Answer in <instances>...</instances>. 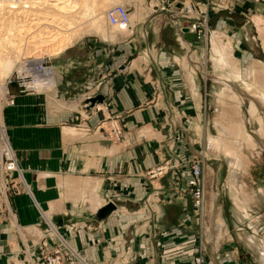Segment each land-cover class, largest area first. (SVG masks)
<instances>
[{
	"label": "crops",
	"instance_id": "crops-1",
	"mask_svg": "<svg viewBox=\"0 0 264 264\" xmlns=\"http://www.w3.org/2000/svg\"><path fill=\"white\" fill-rule=\"evenodd\" d=\"M145 1L139 0L140 15L135 17V10H130V17L136 20H131L129 29L112 38L102 37L109 44H98L95 56L102 55L105 61L97 60L95 66L91 50L80 57L71 46L60 55L62 63L53 66L55 82L102 85L108 113L121 115L120 140L95 129L102 112L89 115L90 109L83 111L84 117L89 116L83 122L90 125L89 131L68 125L74 111L62 113L60 103L48 93L15 94L14 103L6 106L3 124L11 148L18 154L16 171L25 190L20 183L17 193L0 188V264H42L38 243L45 239L53 244L56 238L78 252V264H195L196 218L190 194L173 192L179 176L173 171L156 179H148L145 172L166 159L178 164L185 157L196 158L201 147L196 141L203 88L197 83L201 81L196 70L202 65L196 58L200 47L184 32L189 19L170 12L143 16ZM186 1L196 6L195 0ZM202 8L217 25L208 40L210 58L223 71L212 65L214 69L206 75L219 85L216 89L225 86L214 95L222 107L218 109L222 130L230 118L227 112L240 111V101L229 88L232 81L257 95L249 85L255 81H243L259 71L264 73L257 63L250 69L241 68L232 50L234 46L239 49V38L244 49L250 43L247 36L261 40L259 30L264 33V29L262 23L257 28L253 14L235 10L241 16L237 19L235 14L225 16L224 11L232 9L209 3ZM226 17L232 19V30H224L226 22L219 21H228ZM249 23L252 30L240 29ZM256 46L264 51L261 41ZM182 169L184 178L188 167ZM7 181L1 176L0 186L5 187ZM108 202L116 208L103 219L97 217ZM239 210L247 213L242 206ZM210 224L205 228L210 234L205 237L202 264H242L231 248L221 250L223 240H217L214 224ZM223 228L226 235L225 222Z\"/></svg>",
	"mask_w": 264,
	"mask_h": 264
},
{
	"label": "rangeland",
	"instance_id": "rangeland-1",
	"mask_svg": "<svg viewBox=\"0 0 264 264\" xmlns=\"http://www.w3.org/2000/svg\"><path fill=\"white\" fill-rule=\"evenodd\" d=\"M134 1L135 0H34V2H37L35 4L32 3L35 7V13H43L42 15L46 14L47 16H49L54 26L42 23V21H44L42 17H40V20L42 21L39 20L40 22H38V24L30 21V17H33V11L31 13L28 11L30 13L29 15L25 14L26 11L30 9L29 7L10 8L15 9L14 12L10 13L4 12V9L0 7V13H2L0 14V39L7 37V41L9 39V42H15L14 44H12V47H6L7 43L5 44V42H3V44L0 40V49H4V53H6L7 51H14L16 50V48H18L21 51V58L19 59L18 64L20 62L26 63L25 68H29L28 66L30 64H33L31 63V61H34V58H36L38 55L41 56L43 57L39 59L41 63H37L35 65V68L34 66L32 68L38 69L39 65H42V63H44V66L52 67V69L54 70V76L55 69L53 68V66L57 65V63H62L63 60L60 59V55L62 56V54H64V52L71 46L74 47L73 49H76V51H78L80 57L83 52L91 50L95 57V60L92 62V64H95L96 66L98 63L97 60H106V58H104V56L102 55H98V57L95 56L96 50L99 49V47H97L98 44H100L101 46L104 45L105 47H107V44H109L107 43L109 41H103L106 39H103L102 37L112 38L115 35L120 34V32H122L123 30H126H118L117 28L109 26L106 22L104 11L113 4L119 2L125 3L128 6L130 5V10H132V8L134 7ZM174 1L175 0H146L145 4H143L144 7L145 5L147 6V9L144 11L143 16H155L162 14L163 12H170L174 13L175 15L178 14V16L186 18L185 20H190L188 24L184 23L186 27L185 29L191 31L194 30L196 32L197 44L195 45L197 47H200V49L196 52V58L202 60L201 68L197 67L196 69L198 72L197 75H199L198 80L201 81L197 83H201V86L203 87L201 90V117L199 118V121L196 122V141L198 142L197 145L200 144L201 147L196 153V158L190 159L185 157L183 159H180V162L178 164H176L173 160L166 159L146 170L145 175L148 179H156L171 171L175 172V175L179 174V176H177V179L174 181L173 192L180 196H182L183 194H190L191 211L196 218V246L198 247V251L196 252H199L200 250L202 258H204V252L206 249L205 237L209 238L208 234H210L209 232H206L207 226L209 227L211 225L210 221L214 224L211 227L215 229V234L217 233L216 228H218L216 224H218L219 222L223 224L225 222L228 225L229 229L227 230L226 235H224L223 232V237L221 238V241L223 240V242L220 245L221 250L224 249L222 248L224 246L225 248H231V250L235 252L240 263L242 264H260L258 250L255 247L254 243H256V245L258 243H262L260 240L264 237V103L259 98L264 95V73H260V69L258 67V70L256 71H259V73H257V75L254 74L250 77H246L244 78L245 81H243L247 82L249 78L254 80L255 82H249V85L250 87H252V90L257 93V95L248 93L245 88H242L240 86V82L236 83L232 81L234 85H230L229 88L237 95L240 101V111H228L227 113L229 114L230 118L225 121V127L221 130L220 126L222 125V121L219 118L220 115L218 109L221 110L222 107L219 102H216L214 95L215 91L218 92L220 89H224L225 86H221V88L216 89V87L219 85L214 84L213 80L208 79L206 75L209 71H212L214 69H212V65L217 70H220L221 72L223 71L220 66H217V64L214 65L210 58V43L208 40L211 35H209V33L210 31H214L217 25L215 23V19L208 20V10H206V8L204 10V8L202 7L209 3V6L211 7L221 6L222 8L233 10L230 13H228V10H225V16H230L228 14L234 15L235 10L239 12H246L249 16L250 14H253L254 17L252 18L257 28L258 23H262L264 29V21L260 17L261 15L264 17V0H195L196 6L191 1L187 2L185 0L186 2H177L179 5H175ZM0 2L3 5H5V3L6 5H12L13 2L17 3L19 1L0 0ZM53 2H55L58 7L63 5L65 6L62 12L54 10L52 9V7H50L51 5H53ZM65 2H67V5L64 4ZM181 6L182 10L179 9ZM40 7L43 8L41 9ZM184 7L185 9H192L193 14L183 15L182 13L185 12H183ZM45 11H48L49 13ZM66 15L69 17L67 18ZM235 17H237L238 19L241 16L236 15ZM17 19H19V21ZM130 19L133 21L136 20L135 17H130ZM227 19L229 22L227 20L219 21L226 22L224 30L227 27H230L232 30V26H229L232 22V19ZM259 19L261 20V22H259ZM205 21H207V28L204 24ZM12 22H14V25L10 26L9 24H12ZM18 24H24V27L18 28ZM7 25L9 26V29ZM191 25H195L196 28L192 30L191 28L193 27ZM91 26H97V28L95 29L97 32L95 30H90L92 29ZM251 26H253V24L249 23L247 24V26H244L240 29H242L243 31L252 30ZM60 28H62L63 30ZM87 28L89 30H87ZM7 31L8 33H10V35H6ZM33 31L37 32L35 33L37 36H33L35 35L32 34ZM59 31L61 34L59 33ZM26 34L28 36H26ZM74 34H77L78 37L76 36L75 39L71 41L72 43H70L69 45H66L65 42L64 45L66 46L64 47V50H62L58 55H54L52 52V54L48 53L47 55H41L38 53L39 49L37 48H39V46H43L44 44H51L50 42L54 37H59L55 42L56 44H58L66 39L71 40V38H73L72 35L75 36ZM259 35V38L261 40H259L258 38L253 39L252 36H247V39H249L250 43L248 42V47L245 44L244 45L245 49L248 50L249 53L240 43L242 50L248 56H244L246 58L245 63L243 62L241 56L242 51L240 53L239 49L234 46L232 50V57L237 59L238 63H240L241 65V68L248 67L250 69V67H252V64H255L257 62L264 63V51L260 52L256 46L257 44L259 45V41H261V44L264 47V33H260L259 30ZM25 39L27 40V42ZM229 40L230 42H232L233 38H229ZM223 41H226V39H224ZM234 41H236V38ZM86 44L88 45L86 46ZM50 46L48 47L49 50ZM34 48H36L37 50H35ZM24 50L26 52H24ZM256 71H252V73ZM47 77H45L46 82L49 81V78ZM0 83V123L2 126L0 127V154H2V139L6 140L7 143H9V140L7 138V130L3 124V115L5 108L6 106L12 105L8 103L11 99L14 103L15 94L30 92L26 91L24 87L19 84V82H17L15 71H13L12 74L4 80V87H1L2 82ZM45 88H40L38 92L53 95L54 101L56 100L58 101V103H60L57 106L62 107V113H65L67 111L69 112L70 109H72L71 111H74L73 114L75 116L78 111V117L74 118L73 116L72 120L69 119L67 121L68 125L75 126L79 129L83 128L85 130H88V128H90V125H86L83 122L88 121L89 116L84 117L82 114L85 109H90L89 115H93L98 112H102L104 114L103 117L95 123V129H102V131L105 132L106 136L110 139L120 140L123 137L121 115H112V113H108V105H106L105 103L107 94L103 93V87L99 84V82H84V84L76 86H73L68 82H55V85H53L52 88H50L49 86L48 88ZM248 90H250V88H248ZM56 93L58 97L55 95ZM98 95L102 96V100H96L95 103L92 104L90 99L96 98ZM99 105L100 109L98 108ZM226 106V108H229V103H226ZM250 106H252V109H249ZM217 124L219 128L216 127ZM198 127L201 128L200 131ZM2 128L5 131L4 138H2L1 133ZM197 131H199L200 134ZM12 152L14 153V158L17 160L15 161L18 163L19 160L17 152L15 150H12ZM238 159L239 164L237 165L236 161ZM12 160L13 159L5 160L3 164L4 168L7 165V162L13 163L14 161ZM193 161L199 164L202 171L204 199H202L203 202L201 205H198L197 198L194 197L195 191L193 190V188H188L186 185V182L190 176L189 169L191 168V164ZM186 167H188V169H184ZM180 168H183L184 171L188 172V174L184 178H182L180 174ZM6 173V175L0 173V177L5 175L8 179L7 184L4 183L5 187L0 186L2 190H4L5 192L9 191L11 193H17L20 190V186H23V190H25L19 174L15 169H8ZM19 183L21 184L20 186ZM241 206L244 208V210H246V214L245 211L241 212L239 210ZM213 207L215 208V210L213 209ZM9 218H14V215L11 213V211H9ZM246 218L249 219L247 220ZM204 233L206 234V236H204ZM250 237H253L255 241L254 243H250ZM38 247L42 264H49V259H54L57 257L61 261L60 264H78V262H80L78 252L74 250V248L68 245H64L59 241L58 238L54 240L53 244H50L45 239H42L38 243ZM71 249H73L75 253H73Z\"/></svg>",
	"mask_w": 264,
	"mask_h": 264
},
{
	"label": "bare ground",
	"instance_id": "bare-ground-1",
	"mask_svg": "<svg viewBox=\"0 0 264 264\" xmlns=\"http://www.w3.org/2000/svg\"><path fill=\"white\" fill-rule=\"evenodd\" d=\"M15 1V0H14ZM17 1H19V2H17V3H14L13 2V4L12 5H6V3H5V5H3V4H1V2H0V7L2 8V9H4V12H14L15 11V9H10V8H24V7H29L30 9H28L27 11H26V13L25 14H30L32 11H33V17H30V21H33L34 23H37L38 24V22H40V21H42V20H40V17H42V19H44V21H42V23H46V24H49L50 26H52L53 24H52V20H51V18L49 17V16H47L46 14H44V15H42L43 13H40V14H37V12L35 13V7H34V4L35 3H37V2H34V0L32 1V0H26V1H21V0H17ZM39 1V0H38ZM68 1V0H67ZM73 1V0H72ZM3 2V1H2ZM44 2V1H43ZM12 3V2H11ZM32 3H34V4H32ZM40 3V2H39ZM42 3V2H41ZM48 3V2H47ZM51 3V2H50ZM60 3V2H59ZM67 2H65L64 4H66ZM132 3V2H131ZM10 4V3H9ZM53 5H51L50 7H52V9H54V10H57V11H59V12H62V10L65 8V6L63 5V6H60V7H58L57 6V4H55V2H53L52 3ZM116 4H122V5H124L128 10H129V18H130V5L128 6L127 4H125V3H122V2H119V3H115V4H113L112 6H110L109 8H108V10L110 9V8H112L113 6H115ZM39 5V4H38ZM43 5H44V3H43ZM67 5V4H66ZM71 5V4H70ZM68 6H69V4H68ZM67 6V7H68ZM37 7V6H36ZM47 7V6H46ZM49 7V6H48ZM71 7V6H70ZM6 8V9H5ZM41 9L43 8V7H40ZM45 8V7H44ZM8 9V10H7ZM49 9V8H48ZM66 9H68V8H66ZM70 9V8H69ZM133 9L135 10L134 11V15H135V17L137 16V14H140V9H141V7H140V4H139V0H135L134 1V7H133ZM190 9V8H189ZM25 10V9H24ZM37 10V9H36ZM40 10V9H39ZM45 10H47V9H45ZM30 13H29V12ZM38 11V10H37ZM41 11V10H40ZM43 11V10H42ZM50 11V10H49ZM52 11V10H51ZM56 11V12H57ZM66 11V10H65ZM64 11V12H65ZM69 11V10H68ZM107 10H105L104 11V15H105V19H106V22H107V24L109 25V26H111V27H113V28H117L118 30L119 29H129V27H130V23H131V19H130V22H129V25H127V26H121V24H114V25H111L110 24V22H109V19H108V15H107V12H106ZM25 12V11H24ZM45 12H48V11H45ZM71 12V11H70ZM190 12H192L193 13V11H192V9L190 10ZM18 13V12H17ZM16 13V14H17ZM35 13V14H34ZM49 13V12H48ZM0 14H2V13H0ZM13 14V13H12ZM51 14V13H50ZM58 14V13H57ZM56 14V15H57ZM66 14H67V12H66ZM10 15V14H9ZM35 15V16H34ZM59 15H60V13H59ZM65 15V14H64ZM1 16V15H0ZM8 16V15H7ZM7 16H5V17H7ZM15 16V15H14ZM22 16V15H21ZM20 16V17H21ZM31 16H32V14H31ZM10 17V16H9ZM16 17V16H15ZM66 17L68 18L69 16H67L66 15ZM65 17V18H66ZM29 18V17H28ZM58 18V17H57ZM56 18V19H57ZM18 21H19V19H17ZM40 20V21H39ZM74 21V20H73ZM72 22V21H71ZM33 23V24H34ZM16 24V23H15ZM21 24V23H20ZM36 24V25H37ZM39 24H41V23H39ZM205 27L207 28V21H205ZM220 24H223V23H220ZM10 26H12V25H14V22H12V24L10 23L9 24ZM35 25V24H34ZM48 25V26H49ZM60 25V24H59ZM8 26V25H7ZM16 26V25H15ZM33 26V25H32ZM38 26V25H37ZM47 26V25H46ZM54 26V25H53ZM192 26V25H191ZM20 27H24V24L23 25H19L18 24V28H20ZM42 27V26H41ZM45 27V26H44ZM56 27V26H55ZM62 27V26H61ZM94 27V28H93ZM10 28H12V27H10ZM34 28V27H33ZM43 28V27H42ZM91 28L92 29H90V30H95L96 28H97V26H91ZM8 29H9V26H8ZM7 29V30H8ZM17 29V28H16ZM22 29H24V28H22ZM21 29V30H22ZM60 29H62V28H60ZM116 29V30H117ZM13 30V29H12ZM20 30V29H19ZM26 30V29H25ZM36 30V29H35ZM63 30V29H62ZM65 30V29H64ZM67 30H68V28H67ZM87 30H89L88 28H87ZM14 31V30H13ZM24 31V30H23ZM58 31V30H57ZM56 31V32H57ZM69 31H70V29H69ZM96 31V30H95ZM208 31V30H207ZM81 32H84V31H81ZM86 32V31H85ZM91 32V31H90ZM97 32V31H96ZM194 34H195V36H196V32L195 31H192ZM12 33V32H11ZM31 33V32H30ZM30 33H28V34H30ZM35 33H37L36 31L34 32H32V34H35ZM59 33H60V31H59ZM88 33V32H87ZM7 34H9L10 35V33H8V31L6 32V35ZM15 34V33H14ZM61 34V33H60ZM73 34V33H72ZM75 35V34H74ZM209 35H211V31H210V33H209ZM13 36V35H12ZM16 36V35H15ZM18 36V35H17ZM26 36H28L27 34H26ZM33 36H37L36 34L35 35H33ZM60 36V35H59ZM77 36V34L75 35V36H73L72 35V37L73 38H71V40L70 39H66V40H64V41H62V42H60V43H58V44H56L55 42L57 41V38H59L58 36H57V38H49V39H52L51 40V44H44L43 46H39V48H37V49H39V51H38V53L39 54H44V55H47L48 53H53L54 55H58L62 50H64V47L66 46V45H69L70 43H72L71 41L72 40H74L75 39V37ZM0 37H1V35H0ZM9 37V36H8ZM78 37V36H77ZM12 38V37H11ZM18 38V37H17ZM208 38V37H207ZM7 39V37H4V38H1L0 40H1V42L3 43V42H5V44L7 43V45H6V47H12L13 45L12 44H14L15 42H9V39H8V41L6 40ZM24 39V38H23ZM48 39V40H49ZM65 39V38H64ZM26 40V39H25ZM7 41V42H6ZM17 41V40H16ZM22 41V40H21ZM43 41V40H42ZM50 41V40H49ZM190 41H192L194 44H196L197 42H196V38H194L193 40H190ZM0 42V43H1ZM23 42H24V40H23ZM26 42H27V40H26ZM25 42V43H26ZM66 42V45H64V43ZM4 44V43H3ZM23 44V43H22ZM56 44V45H55ZM20 45V44H19ZM51 45V46H50ZM15 46V45H14ZM47 46V47H46ZM50 46V50H49V47ZM3 47V46H2ZM17 47H19V46H17ZM26 47V46H25ZM24 47V48H25ZM239 50H240V52L242 51V54H243V56H245V57H248L245 53H244V51L241 49V46H240V38H239ZM53 48V49H52ZM8 49H10V48H8ZM35 50H37L36 48H34ZM6 51V50H5ZM47 51V52H46ZM20 50L18 49V48H16V50H12V51H7L6 53H4V49L3 50H1L0 49V82H2V85H1V87H4L3 86V84H4V80L7 78V77H9L11 74H12V72L13 71H15V74H22V75H24V74H27V68H25V65H26V63H19L18 64V62H19V59L21 58V56H20ZM24 52H26L25 50H24ZM51 53V54H52ZM41 58H43V57H41V56H37L36 58H34L33 60L34 61H31V63H33V64H37V63H41V61L39 60V59H41ZM261 63V64H260ZM260 63H258L257 62V64H258V66L260 67V68H262L263 70H264V63H262V62H260ZM28 64V63H27ZM41 65V64H40ZM34 68H35V66H34ZM34 68H32L31 70H29V73H31V75H32V77L34 78V79H36V82H34V88H35V92H30V93H39L38 91L40 90V88H48V86L50 87V88H52L53 87V85H55V76H54V70L52 69V67H50V68H44V67H40L39 66V68L38 69H34ZM26 72V73H25ZM264 72V71H263ZM48 76V77H47ZM45 77H47V78H49V81H45L46 80V78ZM43 81H45V82H43ZM1 84V83H0ZM45 88V89H46ZM49 88V89H50ZM3 89V88H2ZM229 90V89H228ZM227 90V91H228ZM231 93V92H230ZM229 94V93H228ZM234 98H235V95H232ZM237 97V96H236ZM261 98V100L263 101V103H264V95L263 96H261L260 97ZM228 100V99H227ZM231 101V100H230ZM261 101V102H262ZM249 109H252V106H250V108ZM249 111H251V110H249ZM252 112H253V110H252ZM251 112V113H252ZM255 113V112H254ZM0 127H2L1 126V123H0ZM232 130V129H231ZM1 133H2V138H4V134H5V131L3 130V128L1 129ZM263 134H264V132H263ZM2 144H3V147H2V151L1 152H3L4 151V153H3V155H4V158L6 159V160H8V159H13L14 160V162H16L17 160L14 158V153L12 152V148H11V146H10V144L9 143H7V141L6 140H3L2 139ZM1 144V143H0ZM16 160V161H15ZM236 164L238 165L239 164V159L236 161ZM11 168L12 169H15V170H17V168H18V166H17V162L16 163H14V164H12V166H11ZM235 170V169H234ZM239 206V205H238ZM218 219V218H217ZM217 226H218V228H217V233H216V236L217 237H219L218 238V241H220L221 240V238L223 237V232H224V228H223V224L221 223V222H219L218 224H216ZM220 239V240H219ZM249 239H251L250 240V243H254L255 241H254V239H253V237H250ZM258 241V240H257ZM262 243H258L257 245H256V243H254V245H255V247L257 248V250H258V256H259V260L261 261V264H264V239L262 238L261 240H260ZM251 245V244H250ZM71 251L74 253V251L71 249Z\"/></svg>",
	"mask_w": 264,
	"mask_h": 264
},
{
	"label": "built area",
	"instance_id": "built-area-1",
	"mask_svg": "<svg viewBox=\"0 0 264 264\" xmlns=\"http://www.w3.org/2000/svg\"><path fill=\"white\" fill-rule=\"evenodd\" d=\"M181 8H182V6L179 9H181ZM106 12H107L108 19H109V22L111 25H114L117 23L121 24V26L129 25V22H130L129 10L124 5L116 4L115 6L110 8L109 10L107 9ZM183 12H184V13H182L183 15L184 14H187V15L193 14L192 12H190V10L188 8L185 9V7L183 8ZM192 27H193V28H191L192 30L196 28L195 25H192ZM43 64L44 63H42V65H39V66L44 67V68H46V67L50 68L48 66H44ZM33 66H35V64H30L28 66L29 68H27V71H26L27 74H24V75L16 74L17 82H19V84H21L24 87V89L28 92H35V88H34L33 84H34V82H36V79H34L32 77L31 73H29V70H31ZM8 103L13 104V100L11 99ZM3 153H4V151H3ZM3 153L0 154V173L6 175L7 174L6 171L8 169H12L11 166H12V164H14V162L13 163L7 162L6 166L8 169L6 168V166L4 168L3 164H4V161L6 159L4 158ZM8 160H11V159H8ZM12 161H14V160H12ZM189 173H190V176L186 182V185L188 188H193V190L195 191L194 197L197 198L198 205L199 204L201 205L203 202L202 199H204L203 198L204 197V190H203V185H202V171H201L199 164L196 163L195 161H193L191 164V168L189 169ZM5 175H3V176H5ZM5 177H7V176H5ZM48 261H49V264H60L61 263V261L58 257L54 258V259H49ZM193 261L195 264H201L202 257H201L200 250H199V252H196V254H194Z\"/></svg>",
	"mask_w": 264,
	"mask_h": 264
},
{
	"label": "water",
	"instance_id": "water-1",
	"mask_svg": "<svg viewBox=\"0 0 264 264\" xmlns=\"http://www.w3.org/2000/svg\"><path fill=\"white\" fill-rule=\"evenodd\" d=\"M185 32H186L188 39L193 40L194 38H196L195 34L192 32H187V29H185ZM96 100L101 101L102 96L98 95L96 98L90 99L92 104H94ZM115 208H116V205L114 203L108 202L98 210L97 217L103 219L106 216H108Z\"/></svg>",
	"mask_w": 264,
	"mask_h": 264
}]
</instances>
